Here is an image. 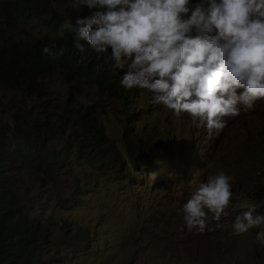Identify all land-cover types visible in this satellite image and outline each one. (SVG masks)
I'll list each match as a JSON object with an SVG mask.
<instances>
[{"label": "clouds", "instance_id": "1", "mask_svg": "<svg viewBox=\"0 0 264 264\" xmlns=\"http://www.w3.org/2000/svg\"><path fill=\"white\" fill-rule=\"evenodd\" d=\"M68 7L71 17L64 20L59 35L74 32L78 39L73 47L80 53L85 48L106 53L105 64L118 81L115 89L101 98L111 97L119 103L131 144L156 163L148 165L136 159L132 163L125 154L120 161L111 162L100 153L96 160L88 156L73 170L93 165L102 172L108 170L105 174L115 178V183H131L132 172L143 174V179L154 175L157 184L153 189L176 196V209L182 216L180 230L190 239L189 245H184L186 253L197 240L201 244L203 234L212 228L210 219L216 228L223 227L221 220L232 224L235 236L228 238L257 230L256 240L264 245V214L255 208L246 191L249 209L243 210L238 203L235 192L241 187V171L221 163L219 140L228 123L244 121L264 107L259 103L264 99V0H72ZM84 12L89 16L75 20ZM53 48L55 44L43 47L42 55L52 60L64 55L63 47L57 51ZM100 141L117 146L106 134ZM7 154L10 152L0 151V195L16 199L18 210L13 214L23 215L36 231L63 230L70 224L65 219H42L36 214L35 210L49 200H54L61 211L90 206L89 192L93 191L78 189L80 185L61 190L62 198H66L61 202L47 173L25 166L9 168ZM261 157L252 158L246 170L255 174ZM110 170L118 175L112 176ZM195 180L198 182L192 183ZM32 185L47 190L46 196L36 202L28 200L26 194ZM163 203L160 200L158 206ZM120 208L128 212L120 236L130 242L131 233L138 245L146 237L147 214L158 212L164 214L163 220L169 219L141 193ZM12 215L4 219L5 226ZM88 225L96 237L101 233L100 221ZM82 232L87 234V229ZM34 239L33 235L30 240ZM175 242H179L177 238ZM82 244L86 241L79 246ZM35 249L41 259L46 257L43 251L52 253V264L56 263V253L47 245L40 243ZM127 252L126 260L132 263L135 257L130 248Z\"/></svg>", "mask_w": 264, "mask_h": 264}, {"label": "trees", "instance_id": "2", "mask_svg": "<svg viewBox=\"0 0 264 264\" xmlns=\"http://www.w3.org/2000/svg\"><path fill=\"white\" fill-rule=\"evenodd\" d=\"M68 0H0V92L13 91L21 98H35L40 102L37 107L21 103L14 96L7 104L0 98V114L5 110L14 111L10 121L0 120V151H9V168L20 170L21 166L37 168L47 173L56 195L64 202L58 184L73 176V166L82 163L88 156L103 153L107 160L118 162L124 156L133 163L136 159L144 164L155 165L148 153L140 151L131 144L128 131L124 126L118 137V145L100 141L104 133L97 126L99 104L83 105L78 96L79 83H92L99 98L111 93L117 85V77L109 73L105 64L106 53H96L88 48L78 52L73 43L78 39L74 32L59 30L65 18L56 9V4ZM72 2V0H69ZM86 12L75 16L88 17ZM42 23L57 30L54 39H27L22 35V27ZM85 45V42H80ZM56 45L65 49L64 55L56 60L42 55L45 46ZM60 75L68 85L64 101L54 99L47 92V79ZM36 111V112H35ZM59 140V143L56 141ZM73 143V145H71ZM124 152V153H122ZM51 155V157L49 156ZM103 163V161H100ZM243 188L255 208L264 214V155L257 162V168ZM79 187L76 185L75 188ZM44 188L36 194L28 190L26 197L31 202L42 199ZM18 210L17 200L11 196L0 195V264H52L54 256L47 250L41 259L39 246L30 240L36 229L30 227L23 215L13 214ZM13 214V215H12ZM11 216L6 226L4 219Z\"/></svg>", "mask_w": 264, "mask_h": 264}, {"label": "rangeland", "instance_id": "3", "mask_svg": "<svg viewBox=\"0 0 264 264\" xmlns=\"http://www.w3.org/2000/svg\"><path fill=\"white\" fill-rule=\"evenodd\" d=\"M69 2L56 4V9L62 17L70 19L72 10ZM22 35L29 39H55L57 30L42 23H33L22 27ZM51 33L55 35L52 36ZM47 92L58 102L64 101L68 94V85L60 75H52L47 79ZM79 88L82 93L78 100L83 105L99 104L97 114V126L109 138L115 139L118 145V137L125 125V118L119 103L111 97L99 98L97 90L92 83L81 81ZM22 100L27 107L37 105L36 97H24L13 91L0 92V98L7 104L13 97ZM263 102L260 101L259 103ZM36 112V111H35ZM14 111L5 110L0 114V120L10 121ZM219 140L223 148L221 163H229L236 170H240L239 178L241 187L236 189L235 198L242 205L243 210H248L250 205L245 199V189L242 187L249 179L248 188L252 184V172H248L251 159H259L264 152V107L256 115L246 118L236 124L228 123L222 130ZM73 145V143L71 144ZM218 160V158L216 159ZM215 160V161H216ZM214 161V162H215ZM108 171V170H107ZM93 165L86 166L83 170L76 169L73 176L60 184V190H73L76 185L82 186L81 190L89 192L91 196L90 206L69 208L61 211L54 200L49 204H43L35 210L42 219H65L70 223L65 229L50 228L42 233L36 232L35 241L44 243L51 252L56 253L55 264H263L264 245L256 240L257 230L234 237L232 224L221 220L222 228H216V223L210 219V227L199 240L191 245V252H184V245H189L187 234L180 230L182 216L177 207L176 196L172 192L155 190L157 182L154 175L143 179V174L132 172L134 180L131 183H115L116 179L105 174ZM218 172L217 169H214ZM221 171H226L225 169ZM15 174V173H13ZM112 176L117 172L109 171ZM138 177V179H135ZM136 180V182H135ZM26 184L30 180L25 178ZM195 180L192 183H197ZM147 183H150L147 185ZM124 185V187H123ZM152 186V187H151ZM151 187V188H150ZM38 186L32 185V194H36ZM133 190V191H132ZM47 193V190H46ZM42 195V198L46 196ZM141 193L151 199L158 209L165 213L169 219L163 220L161 213L147 214L144 221L146 237L139 245L133 243L130 233V242L123 239L120 234L128 220V212L120 208L130 197ZM163 200L161 206L159 201ZM119 209V210H118ZM258 214L262 215L260 211ZM117 217V218H116ZM117 220V224L115 223ZM132 216L130 213V222ZM100 221L101 233L96 237L88 223L95 226ZM132 227V223L130 224ZM87 229V234L82 231ZM260 230V229H259ZM76 232L80 234L75 235ZM228 235V236H227ZM88 236V237H87ZM179 242H175V239ZM86 241V244L81 242ZM135 257L132 263L126 260L127 252ZM168 253L164 257V252ZM59 253V255H57Z\"/></svg>", "mask_w": 264, "mask_h": 264}]
</instances>
